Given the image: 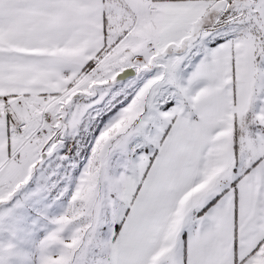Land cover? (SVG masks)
<instances>
[{
    "label": "snow or ice",
    "instance_id": "obj_1",
    "mask_svg": "<svg viewBox=\"0 0 264 264\" xmlns=\"http://www.w3.org/2000/svg\"><path fill=\"white\" fill-rule=\"evenodd\" d=\"M48 187L36 264H264V0H0V228Z\"/></svg>",
    "mask_w": 264,
    "mask_h": 264
},
{
    "label": "rangeland",
    "instance_id": "obj_2",
    "mask_svg": "<svg viewBox=\"0 0 264 264\" xmlns=\"http://www.w3.org/2000/svg\"><path fill=\"white\" fill-rule=\"evenodd\" d=\"M37 183L43 181L34 180L18 198L23 199ZM66 200L67 197H59V187H48L37 196L30 197L8 227L0 228V244L13 243L17 252L22 254L11 257L9 264H36L38 243L54 227L50 218L63 212Z\"/></svg>",
    "mask_w": 264,
    "mask_h": 264
}]
</instances>
